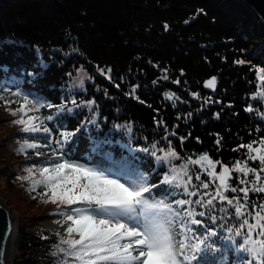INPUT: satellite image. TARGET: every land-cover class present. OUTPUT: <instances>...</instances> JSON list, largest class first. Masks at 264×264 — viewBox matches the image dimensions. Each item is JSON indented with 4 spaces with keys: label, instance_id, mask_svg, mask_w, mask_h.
<instances>
[{
    "label": "trees",
    "instance_id": "obj_1",
    "mask_svg": "<svg viewBox=\"0 0 264 264\" xmlns=\"http://www.w3.org/2000/svg\"><path fill=\"white\" fill-rule=\"evenodd\" d=\"M247 25L226 0H0V86L4 88L0 123L13 126L5 140L12 162L0 172L6 188L11 190L20 182L29 203L43 206L46 214L47 210L69 208L53 203L45 185H37L33 191L32 180L22 179L34 164L38 167L33 179H40L39 168L50 166L44 162L58 155L56 141L66 131L75 133L65 145L71 160L108 169L114 179L122 172H140L151 184L160 185L165 174L179 172L186 181L188 176L180 169L187 158L205 153L221 162L219 168L245 160L247 149L239 146L255 141L256 147L264 139V98L257 96L264 91L260 79L264 76V48ZM80 74L91 80L70 89ZM212 77L216 78L215 90L205 87ZM15 91L30 94V99L38 97L45 104L28 115L39 117L52 130L48 141L43 132L24 133L14 123L20 113L13 116L11 112L24 103L22 96L12 94ZM173 93L169 100L166 94ZM72 100L81 106L73 105ZM62 105L72 111L62 110ZM249 107L252 112L246 110ZM48 115L53 119L48 120ZM25 139L40 147L20 152ZM169 149L180 158L157 160ZM248 164L259 168V161L249 160ZM194 168L188 164L192 176L189 191H196L193 185L200 183ZM200 176L209 182L205 175ZM236 177L233 173V179ZM237 185L245 186L238 180ZM165 189L176 194L169 195L166 202L199 198L185 196L183 185H160L152 190L155 198L166 195ZM205 191L215 193L210 187L199 188L200 193ZM263 194L250 192L249 199L259 204ZM214 203L221 206L218 199ZM25 222L18 227L13 264H61L64 260L74 264L59 252L57 246L66 245L60 244L57 235L41 230L37 221L31 226ZM227 226L238 225L231 221ZM173 228L179 231V221ZM224 234L229 233L225 230ZM218 246L222 253L215 259L222 254L229 260L242 255L228 241H218ZM221 264L225 262L221 260Z\"/></svg>",
    "mask_w": 264,
    "mask_h": 264
},
{
    "label": "snow or ice",
    "instance_id": "obj_2",
    "mask_svg": "<svg viewBox=\"0 0 264 264\" xmlns=\"http://www.w3.org/2000/svg\"><path fill=\"white\" fill-rule=\"evenodd\" d=\"M260 79L264 81V76ZM205 87L215 90L216 78L206 81ZM3 91V86H0V92ZM12 94L22 96L24 101L17 110L11 112L13 116L20 113L14 123L21 125L24 133L43 132V139L48 141L52 130L43 126L39 117L28 115V112L39 111L45 104L38 97L30 99L28 93L15 91ZM166 95L171 100L175 94ZM257 96L264 98V91L258 92ZM71 103L81 106L75 100ZM46 106L53 107L51 104ZM60 108L72 111L63 105ZM246 110L252 112L253 108ZM47 119L52 120L53 116L48 115ZM60 135L63 139L56 141L59 153L51 161L44 162L50 166L39 168L41 179H33L34 169L38 167L35 164L26 169L28 175L22 179L32 180L33 191L35 186L45 185L51 192L53 203L58 199L60 204L69 206L66 215V221L71 222L66 229L68 237H61L60 240V244L67 247H57L74 264H221V260L225 264H264V198L259 204L249 199L250 192L264 193V139L256 147L255 141L241 144L240 148L247 149L246 159L235 160L231 167L222 164L219 172L217 165L221 162L214 161L206 153L196 159L188 157L180 169L184 176H188L187 181L181 177L176 183L180 173L171 176L165 174L160 185H183L185 196L199 198L166 202L169 195L176 194L165 189L167 194L156 199L152 190L160 185L151 184L149 177L143 173L122 172L114 179L108 169L98 170L72 161L65 145L75 133L66 131ZM217 144H220L219 140ZM44 146L48 147L49 144ZM38 147L40 145L37 143H29L25 139L19 151ZM142 150L148 152L147 148ZM52 151L57 153L56 148ZM151 155L156 154L152 152ZM171 158H180L174 149H169L157 160L170 161ZM249 160L259 161V168L249 166ZM188 164L199 166L206 177L211 178V182L216 184L215 194L199 192V188L207 190L210 187L209 182L202 180L199 174L195 175V179L200 181L199 185H193L197 190L189 191L192 176L189 175ZM172 171L176 172L175 165ZM233 173L242 174L244 178L233 179ZM249 174L251 179H248ZM237 180L239 185L245 186L239 187ZM229 192L243 195L230 197L226 194ZM217 199L221 204L219 208L214 203ZM225 202L227 207H224ZM172 204L178 207L173 208ZM73 205L80 206L71 207ZM185 205L199 206L205 210L197 211L196 207L185 208ZM220 212L224 215H217ZM177 221L180 223L178 232L173 228ZM231 221H236L238 226L229 228L227 225ZM225 230L228 235L224 234ZM218 241H228L234 251L242 255L229 260L228 255L222 254L221 259H215L217 254L222 253ZM61 264H69V261L64 260Z\"/></svg>",
    "mask_w": 264,
    "mask_h": 264
},
{
    "label": "rangeland",
    "instance_id": "obj_3",
    "mask_svg": "<svg viewBox=\"0 0 264 264\" xmlns=\"http://www.w3.org/2000/svg\"><path fill=\"white\" fill-rule=\"evenodd\" d=\"M107 78L109 76L107 74H104ZM86 80H91L88 77H83L81 74L78 76V79L74 85H70L69 88L73 89L75 87H83V82ZM9 122H2L0 123V172L6 167H9V163L12 162L10 154L7 153V148L6 146V137L7 134H10L13 131V128L11 130V126ZM21 128V127H20ZM7 141V140H6ZM195 166V165H194ZM191 168V167H190ZM194 170L196 171V174L202 173L203 176L206 174L203 172V170L199 169V166H195ZM221 168L217 167V171L219 172ZM178 172V171H177ZM179 173V172H178ZM238 177L244 178L242 174L237 173ZM40 176V175H38ZM181 176H178V179L176 182L180 181ZM207 180L210 182V188L214 189L215 192V187L216 184L211 182V178L206 177ZM249 178L251 177V174H249ZM41 179V177H40ZM188 179V178H187ZM187 179H185L187 181ZM215 194V193H214ZM264 195V194H263ZM0 199L3 203L6 204L8 208L11 209V213L15 216L17 219V228L21 226L20 223L25 222L28 224V226L31 222H36L37 221V226L41 228V230H47L51 232L52 234L57 235L60 240L61 237L67 238L68 233L66 231L67 227L69 225H64V217L65 215L68 214V208L63 209L62 207L57 209L55 212L51 213V210H47L49 213H45L46 209L43 208H37L36 205H32L29 203L28 196L26 195V191L24 193V189L22 188L20 182L16 184V186H13V188L10 190L6 188L5 183L3 178L0 176ZM57 203H59V200L57 199ZM60 204V203H59ZM47 209H52L49 207L47 203L44 204ZM52 207L54 206L53 203H51ZM62 204H60L61 206ZM74 206V205H73ZM71 206V207H73ZM80 205H77V207ZM57 207V206H56ZM55 207V208H56ZM33 218L35 221H33ZM66 218V217H65ZM30 219V221H29ZM75 236V234H73ZM78 238V237H76ZM67 247V246H66ZM15 253H13L12 256V262L15 257Z\"/></svg>",
    "mask_w": 264,
    "mask_h": 264
},
{
    "label": "water",
    "instance_id": "obj_4",
    "mask_svg": "<svg viewBox=\"0 0 264 264\" xmlns=\"http://www.w3.org/2000/svg\"><path fill=\"white\" fill-rule=\"evenodd\" d=\"M243 20L248 24L246 28L252 36L262 41L264 48V0H226ZM17 219L11 209L0 199V264H13L12 256L17 245ZM14 239V249L10 253Z\"/></svg>",
    "mask_w": 264,
    "mask_h": 264
},
{
    "label": "bare ground",
    "instance_id": "obj_5",
    "mask_svg": "<svg viewBox=\"0 0 264 264\" xmlns=\"http://www.w3.org/2000/svg\"><path fill=\"white\" fill-rule=\"evenodd\" d=\"M65 217H66V215H65ZM64 217V225L66 226V225H70L71 224V222L70 221H66V218ZM13 249H14V239L12 240V243H11V249H10V253H12L13 252Z\"/></svg>",
    "mask_w": 264,
    "mask_h": 264
}]
</instances>
